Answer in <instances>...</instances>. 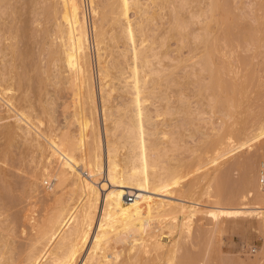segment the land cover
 <instances>
[{
	"label": "bare ground",
	"instance_id": "1",
	"mask_svg": "<svg viewBox=\"0 0 264 264\" xmlns=\"http://www.w3.org/2000/svg\"><path fill=\"white\" fill-rule=\"evenodd\" d=\"M223 1L0 0V264H206L205 258L194 262L180 256L182 241L171 240L180 233L191 236L196 217H206L218 228L226 217L253 216L264 229V143L258 145L264 139L263 110L259 105V109L248 105L243 110L254 107L262 114L258 118L263 121L253 122L257 125L250 129L256 111L252 108L251 116V111L243 112L252 121L239 116L242 106L236 116L238 96L231 97L233 90L216 92L221 74L217 67L219 76H215V66L223 61L218 47L225 40H237L235 44L242 39L241 46L246 42L258 50L259 44L264 45L260 43L264 28L258 25L264 23H256L264 19V6L253 0L246 11L244 0H237L241 5L226 0L225 7ZM229 4L237 6L240 14L252 11L254 20L249 17L252 13L244 11L236 16L237 8ZM223 11L230 21L224 19ZM240 20L252 24L241 31L237 28ZM219 21L224 23L219 26ZM217 24L224 41L216 32ZM223 25L235 28V33ZM236 28L241 32L237 39L232 37L237 35ZM39 36L35 62L28 45ZM173 40L177 42L174 49ZM217 40L223 41L220 46ZM234 44L228 42L227 51L224 47L221 51L228 52ZM183 48H190L187 56L183 52L185 57L181 56ZM180 66L184 71L178 77ZM232 66L233 75L237 65ZM248 71L247 76L253 73ZM33 82L36 96L31 94ZM185 86L195 91L188 92ZM217 114L221 115L220 128ZM236 117L244 118L242 124ZM207 125L211 133L205 131ZM237 128L244 134L248 130V136L241 137ZM252 141L258 142V150L239 162L243 176L234 188L216 179V187L209 183L202 193L196 189L198 184L195 188V184L182 183L185 152L199 162L197 171L206 163H223L239 153L240 147L255 148ZM14 149L21 151V169L25 164L32 167L28 198L40 197L45 203L42 214H37L34 204L26 210L20 231L28 242L19 251L17 224L10 211L13 185L7 173ZM184 187L195 191V196ZM152 194L178 196L181 202ZM205 204L232 210H210ZM213 227L209 229L213 234L208 231L209 242L215 235ZM261 260L264 246L251 261L261 264Z\"/></svg>",
	"mask_w": 264,
	"mask_h": 264
},
{
	"label": "rangeland",
	"instance_id": "2",
	"mask_svg": "<svg viewBox=\"0 0 264 264\" xmlns=\"http://www.w3.org/2000/svg\"><path fill=\"white\" fill-rule=\"evenodd\" d=\"M226 0H224L222 3L224 4V6L223 7H225L226 5V2H225ZM228 1V0H227ZM233 1H235V0H233ZM238 1H240V0H238ZM237 0H236V3L238 2ZM242 1V0H241ZM240 1V2H241ZM250 1H251V3L253 4V2H255V1H253V0H244V3L245 4H248V6H246V11H248V10H250L251 9V7L250 6H252V4H250V6H249V3H250ZM253 1V2H252ZM258 1V2H257ZM263 2H264V0H262ZM262 1L261 0H256V2L258 3V6H259V4L260 5H262V6H264L263 4L264 3H262ZM229 2V1H228ZM232 1H230V4H232L231 3ZM243 2V1H242ZM261 2V3H260ZM239 3V2H238ZM234 4V5H241V4H243V3H239V4ZM229 4V8H231L230 5ZM244 4V5H245ZM234 5H232V6H234ZM244 5H243V7H241V8H243V9H245V7H244ZM228 7H226V9L228 8ZM236 8H237V6H235ZM235 7L233 8H231V9H235ZM239 7V6H238ZM250 7V9H248V8ZM260 8H261V6H259ZM228 8V9H229ZM240 8V7H239ZM224 9V8H223ZM226 9H224V10H226ZM228 9L226 10L227 12H228ZM236 10H238V8L237 9H235V12L234 11H230V9H229V11L231 12V14L233 15V12L235 13V15L236 16H239V15H242V14H244L243 13V11L245 12V10H243L242 11V13L240 14L239 13V10L238 11H236ZM224 12V11H223ZM222 12V14H224L225 16H224V19H226V18H228V16L226 15V13L224 12L223 13ZM240 12H241V10H240ZM229 13V12H228ZM227 13V14H228ZM249 13H252V11H249ZM249 13H247V12H245V14H248L249 15ZM132 14H134V13H132ZM222 14H220L221 16H222ZM237 14H239V15H237ZM132 16V15H131ZM133 16H135V15H133ZM132 16V17H133ZM252 16V17H251ZM254 14L252 13V14H250V16L249 17H251V19H253L254 17ZM242 17V16H241ZM134 18V17H133ZM222 18V20L221 21H223V17H221ZM220 19V18H219ZM229 19V21H230V18H228ZM227 19V20H228ZM245 19H249L248 17H246ZM250 19V20H251ZM226 20V22H225V20H224V22H221L220 23V21H219V26H221L222 25V23H224V24H229V22ZM249 20V21H250ZM254 20V19H253ZM253 20H252V22H253ZM243 22H244V24L243 23H241V20H240V24L238 23V25H239V27H238V25H237V28L238 29H244L246 26H249L250 25V23H251V21L249 22L248 20H247V22L245 23V20H242ZM260 21H263V23H264V19L263 20H259V22H257L256 21V23L258 24V23H260ZM249 22V23H248ZM254 24H255V22H253ZM249 24V25H248ZM252 24V23H251ZM257 24L255 25V26H257ZM258 25H262V28H264V25L262 24V23H260V24H258ZM218 26V24H217V27L216 28H218V30L216 31V32H219V37H220V39L221 40H223L224 39V37L222 36L221 37V33H220V28L221 27H219ZM231 26H228V28L229 29H231L230 28ZM250 27H252V25L250 26ZM253 27H254V25H253ZM258 27V26H257ZM222 28H225V30L228 32H230V31H232L233 33H235V28H233L234 30H229L228 28H226V25H223L222 26ZM237 28H236V31H237ZM254 28H256V27H254ZM223 29H221V31H222ZM225 30H223V33L224 32H226ZM240 30H239V32L237 31V35H235V36H232V34L233 33H230L231 35H230V37L232 36V37H235V39H237L236 38V36H238V38L240 37V34L238 35V33H241L240 32ZM241 30V31H242ZM261 30H263V29H261ZM261 33H263L264 34V30H263V32H261ZM216 34H218V33H216ZM234 35V34H233ZM259 35V34H258ZM218 37V36H217ZM230 37H229V39L228 40H230ZM231 37V38H232ZM259 37H260V35H259ZM259 37L258 38H256L255 40H257V42H255V46L256 45H258L257 43H259ZM261 37H262V34H261ZM40 36L37 38V40L35 39V40H32V41H30L29 40V47H30V49H31V53L34 55V58H33V60L35 59V62H36V60H37V57H38V54H39V49H40ZM233 39V38H232ZM241 39V38H240ZM259 39V40H258ZM221 40H219V42H218V40H217V45H218V43L219 44H221V42H223V41H221ZM263 40H264V37H263ZM263 40H260V43H261V41L263 42V44H264V41ZM221 41V42H220ZM227 40H225L223 43H222V46H220V45H218V46H220V47H218V48H220L219 50H220V55L222 56V58H221V56H220V60H223V61H219L220 63L222 62L223 64H227V66H228V68L229 69H227L226 70V72H228V73H230V74H227L226 72H225V67L227 68V66L226 65H221L219 62H218V64H220L222 67L224 66V68H222V67H219V65L217 66H215V69H216V67L219 69H216L215 70V74L218 72V73H221V74H223V72H222V70L224 71V75H221V74H216L215 76L217 77V75L219 76L216 80H218L219 78V83H218V86L216 87V88H218L217 89V91L216 92H218V90H220L219 91V93L221 92H226V93H228L229 94V92H232V90H233V92L234 93H230V94H232V96L231 97H235L234 99H236V97H237V99H236V103L235 104H237L236 106L237 107H235L236 108V110H235V115L236 116H238L237 114H242L244 111L243 110H245V108H246V106H247V110H248V105L249 106H254V107H258V106H256V105H259V106H261V108L260 109H262V110H259V113L262 111L263 113L262 114H264V45H261V44H259L260 45V47H259V50H258V47L256 46V48H254L253 46L254 45H250V47H253V49L252 48H250V47H248V46H246L245 44H247L246 42H245V44H243L242 46L239 44V42L241 43V42H243L242 41V39H241V41L240 40H238L239 42L238 43H235L234 44V42L235 41H237V40H235L234 41V39L233 40H231V43H230V41H227V43H225ZM232 41H233V43H232ZM228 42H229V44H234L233 46V48L235 49L234 51H233V48L231 49V47H230V45H229V47H230V49H229V47H228V52H225V51H227V49H225V48H227V45H228ZM176 44H177V42L175 41V40H173V42H171V45H172V49H174V47L176 46ZM225 44H227L225 47H224V45ZM241 46H239V45ZM242 44V43H241ZM175 45V46H174ZM245 45V46H244ZM263 46V47H262ZM189 47V46H188ZM221 47H224V49L223 50H225L224 52L223 51H221L222 49H221ZM238 47V48H237ZM250 48V50H248V49H246V48ZM262 47V48H261ZM176 48V47H175ZM188 49H190V48H187V49H185V48H183V51H182V54H181V56H183V57H185V55L184 54H186V56H187V54H189V50ZM255 49H257V51L255 50ZM38 50V51H37ZM187 50V51H186ZM230 50H232L233 52H230L229 53V51ZM238 50V51H237ZM189 51V52H188ZM237 51V52H236ZM183 52H184V54H183ZM222 52L225 54L226 53V57L229 59L228 61H227V58L226 57H224L225 55H223L222 54ZM227 53H229L228 55H227ZM235 53V54H234ZM261 53V54H260ZM175 54V53H174ZM231 54V55H230ZM256 54V57L254 56ZM172 56H174V55H172ZM236 56V57H235ZM254 56V57H253ZM246 58H248V59H246ZM226 59V60H225ZM236 59H238V60H236ZM243 59V60H245V61H243L242 63H239L240 65L241 64H243L242 66H240L239 64H238V62H240L241 60ZM236 60V61H235ZM167 61V60H166ZM251 61V62H250ZM225 62H228V63H230V62H232L233 64H230V65H228V63H225ZM251 63V67H249L250 66V63ZM190 63V67H191V64H193V63H191V62H189ZM249 66H248V65ZM195 65V64H194ZM193 65V66H194ZM232 65H237L236 66V70L234 71V73H233V75L235 76V77H233V75L231 74V72H230V70H232L234 67L232 66ZM248 66V67H247ZM233 67V68H232ZM242 67V68H241ZM245 67V68H244ZM253 67V68H252ZM180 68H181V66H180ZM183 68V67H182ZM182 68H181V70H176L178 73H180V75H177L178 77H180L181 76V74L183 73V72H181V71H184V70H182ZM196 68H199V67H196ZM232 68V69H231ZM237 68H238V72L241 74V75H239V73L237 72ZM189 69V68H188ZM187 69V70H188ZM192 69V68H191ZM220 69H222V70H220ZM240 69V70H239ZM245 69V70H244ZM250 69V72H251V70L253 71V73L252 74H254L253 76L254 77H256V78H253V76H252V74H248L249 76H252V78L254 79V80H251L250 79V77L249 76H247V71ZM190 70V69H189ZM188 70V71H189ZM218 70V71H217ZM234 70V69H233ZM243 70V71H242ZM175 71V73L176 74H178L177 72ZM191 71V70H190ZM217 71V72H216ZM220 71V72H219ZM245 71H246V73H245ZM254 71H255V73H254ZM249 72V71H248ZM256 72H257V74H256ZM34 72H31V74L34 76L35 75V73L33 74ZM183 75V74H182ZM237 76V77H236ZM246 77V80H245V78L244 77ZM240 79H239V78ZM241 77H243V79L241 78ZM234 78H236V79H234ZM259 79V80H256L255 81V79ZM223 79V80H222ZM208 81H209V79H208ZM207 80H206V83L208 82ZM225 81V82H224ZM242 81H245L246 83L243 85L242 84ZM220 82H222V83H220ZM224 82V83H223ZM241 82V83H240ZM256 83V84H253V83ZM260 82V83H259ZM234 83H236L237 85H239V86H234V85H236V84H234ZM221 84V85H220ZM253 84V85H252ZM227 85H229V86H227ZM254 85H256L255 87H253ZM33 89H31V94L33 95V96H36L37 95V92H38V89H37V87H36V84L33 82ZM194 86V85H193ZM192 86V87H193ZM246 87V89H243V88H245ZM252 86V87H251ZM191 86H189V87H183L184 89H186V90H188V92H190L189 90H191V93H193V91H195V89L194 88H192ZM195 87V86H194ZM236 87V88H235ZM242 87V88H241ZM249 87V88H248ZM190 88V89H189ZM220 88V89H219ZM192 89H194L193 91H192ZM236 89V90H235ZM237 89H241L240 91L239 90H237ZM65 92H62L61 94H63V95H61L62 96V98L63 97H65L66 96V94H64ZM242 93V94H241ZM234 95V96H233ZM262 95V96H261ZM262 98V99H261ZM242 100V101H241ZM60 101H61V99H60ZM248 101H249V103H248ZM243 104H242V103ZM242 104V105H241ZM240 106H242L241 108H240ZM254 107H252L251 109H252V111H256V110H254ZM263 107V108H262ZM239 108L241 109V111L239 110ZM240 111V113H239V111ZM251 109H249L250 111H251ZM257 109V108H256ZM258 109H259V107H258ZM245 111V112H250V111ZM252 111L250 112V114H248L249 116H251V113H252ZM244 112V113H245ZM258 112V110L256 111V112H254V113H252V118L251 119H254L253 121L250 119V117L248 116V115H245L244 113L241 115H239L240 117H246V116H248V120L247 121H249V120H251L250 122V124L251 125H248L247 124V121L245 120V122L243 123V124H247L248 126H249V128L250 129H252V127H255L257 124H253V122L254 123H256L257 121H259V119L261 118V115L260 114H258L257 113ZM256 116H254V115ZM56 115H57V117H58V122H61V121H63V116H62V114H61V108L58 106L57 107V112H56ZM260 115V116H259ZM253 116L255 117V118H258V117H260V118H258V120H255V118H253ZM236 119H237V117H236ZM238 119H239V117H238ZM237 119V120H238ZM242 119V118H241ZM241 119H239L240 120V123L241 122H243V120H244V118H243V120L241 121ZM246 119V118H245ZM221 120V115H219V114H217V116H216V118H215V121H216V123H217V125H218V127L220 128V127H222L220 124V121ZM238 120V121H239ZM263 120H264V115H263ZM262 119L259 121V122H261V121H263ZM258 122V123H259ZM232 123V122H231ZM249 123V122H248ZM242 124V123H241ZM204 125H206V124H204ZM239 125V127H242V126H240V124H238ZM246 125V126H247ZM255 125V126H254ZM247 126V127H248ZM205 127V126H204ZM236 127H238V126H236ZM244 127V126H243ZM242 127V128H243ZM206 128H210V127H208V125H207V127H205V131H207L206 130ZM242 128H240V129H242ZM249 128H247V129H249ZM238 129V128H237ZM243 129H246V127L245 128H243ZM242 129V130H243ZM239 130V129H238ZM242 130L240 131V132H242ZM244 131V130H243ZM211 133L210 132V130H208L207 131V133ZM243 133V132H242ZM244 133H245V131H244ZM243 133V135L241 134V137L242 136H244V138H245V136L247 137L248 135V130H247V132H246V134H244ZM243 139V138H242ZM0 141H2V140H0ZM186 141H189L188 143H192V140H190V139H188V140H186ZM253 142V145L252 146H255V144H256V146H255V148L254 147H252L251 149H249L250 148V146H247V147H249V148H245V147H240V150H237L239 153H236L235 154V152L233 153L234 154V156L233 155H231L232 156V158H231V160H228V161H226L225 162V160L226 159H228L229 157H231V156H229V157H227V158H225L224 160H223V163H221L220 161H218V162H210L209 164L208 163H206V165H204V166H198V167H202L201 169L199 168V170H198V168H197V171L195 170V167H196V165L197 164H199V162L196 160V158L193 156V154H190L189 152H185L182 156V158L184 159V160H186V168H185V177L182 179V183H184V184H186V186L188 185H191V184H198L199 185V188H196V184L193 186V187H195L198 191H200V192H202V193H204L205 191H206V188H207V186L209 185V183H211L212 184V182H214L212 185H213V187H216V185L215 184H217L216 183V179H217V181H218V183L220 182V181H222L221 183H222V185L224 186L226 183H227V186H229L230 188H234L235 187V185L237 186L238 184H239V182L241 181V179H242V176H243V172H242V170H240V167H237V166H240L239 165V162L242 160L243 161V159H245V157H246V159L247 158H249V156H250V154H249V152H253V151H257L258 149H257V147H258V145H262V143H264V139H262V140H259L258 142L257 141H252ZM255 142V143H254ZM249 143H251V142H249ZM248 143V144H249ZM257 143H258V145H257ZM252 144V143H251ZM246 151V152H245ZM19 152H21L20 150L18 151L17 149L15 150L14 149V154H15V156H14V159H10L9 160V162H10V166H8V168H7V173L8 174H11V175H8L9 177H10V180H11V183H12V189H11V191H10V193H11V202H10V211H11V215H13L14 217H15V221H16V224H17V226H16V237H15V246H16V251H19L22 247H24L26 244H27V240H28V236L27 235H25V236H23L24 234H22L21 235V227L24 225L23 223H24V219H23V216H24V214L25 213H27L26 212V210L30 207V206H32L33 204L34 205H36V211H37V214L39 213V214H42V213H44V209H45V203L43 202V200L40 198V197H38V198H36V197H33V198H31V199H29L28 198V186H27V184H28V180H29V177H30V173H31V171H32V167L31 166H27L26 164H25V167H23L24 168V170H25V172H23L24 170L23 169H21L22 167L20 166V162H18V156H19ZM241 153V154H240ZM243 155V156H242ZM209 158V156L207 155V156H205V158H204V163L207 161V159ZM242 158V159H241ZM230 159V158H229ZM203 162L201 163L200 162V164H203ZM213 163V164H212ZM1 166H2V164H0ZM0 166V167H1ZM220 166V167H219ZM31 167V168H30ZM213 167H216V168H213ZM9 169V170H8ZM216 169V170H215ZM242 169V168H241ZM217 170H218V172H217ZM229 170V171H228ZM21 171V172H20ZM30 171V172H29ZM194 171H196V174H195V172ZM20 172V173H19ZM27 173V174H26ZM191 173H193V174H191ZM26 174V175H25ZM194 175H196L195 176V178H194ZM203 175V176H202ZM213 175H214V177H213ZM29 176V177H28ZM230 176V177H229ZM232 176V177H231ZM204 178V180H202L203 178ZM217 177V178H216ZM192 178H194V179H198V180H194V179H192ZM190 180V184L188 183L187 184V182ZM187 181V182H186ZM203 181V182H202ZM224 181V182H223ZM191 186V188L194 190V188ZM226 186V187H227ZM190 187V186H189ZM189 187H184V188H188L187 190H190V188ZM198 187V186H197ZM42 186H39V191L41 190V192H39L40 194H39V196H42L44 193H42ZM228 188V187H227ZM227 188H225L226 190H227ZM215 189V188H214ZM229 189V188H228ZM197 190H196V193H197V195H198V192H197ZM235 190V189H234ZM227 191H233V190H231V189H229V190H227ZM20 194H19V193ZM190 192H191V190H190ZM190 192H188V193H190ZM195 192V191H194ZM193 191L191 192V194L193 195L194 194V196H195V193H194ZM200 194V193H199ZM21 196V197H20ZM127 196H128V194H127ZM152 196H154V197H157V198H161V199H165V200H168V201H173V202H181V200L179 199V198H175V196H168V195H163V194H152ZM197 197H200V195L199 196H197ZM128 198V197H127ZM132 199V198H131ZM204 200H206V198L204 197L203 198ZM27 200V201H26ZM35 200V201H34ZM22 202V203H21ZM29 202V203H28ZM31 203V204H30ZM26 205H28V206H26ZM205 206V208H208V209H210V210H214V209H216V210H228V211H230V210H232V209H230V208H227V209H220V207H217V206H212L211 204H205L204 205ZM19 208V209H18ZM233 209H234V207H233ZM236 209H238V208H236ZM245 217H247V216H245ZM245 217H239V218H232V217H229V218H225V219H223L222 220V222H219L221 225H219L218 226V228H217V225L215 226V227H213V224H212V221H210L209 219H207L206 217H203V216H198V217H196L195 218V222H194V224H193V230H192V234H191V236H186V234L185 233H180V234H178V235H174L173 237H171V240H172V238H178V239H180L181 241H182V243H183V249L181 250V252H180V256H189V257H191V260L193 259L194 260V262L195 261H197V259L199 260V259H201V258H205L206 259V264H259L258 262H256V263H254V262H252L251 260L253 259V258H255V256L257 255V253H259V251H261L262 250V247L264 246V232H262V231H264V229H261L262 227H261V225L259 224L260 222H259V220H256L257 218L255 217V218H253L254 220H252L251 218L253 217V216H251V218H250V216H249V218H250V220H246V219H249V218H245ZM199 218V219H198ZM201 218V219H200ZM202 222V223H201ZM200 223V224H199ZM218 223V224H219ZM214 228L216 231H215V235H212L213 237H211L212 239H210V242L208 241V237H209V234H213V232H214V230L211 232L209 229H211V228ZM221 227V228H220ZM261 227V228H260ZM217 228V229H216ZM212 230V229H211ZM219 230H222V231H220V233H218L217 231H219ZM208 231H210V232H208ZM217 232V233H216ZM185 234V235H184ZM21 235V236H20ZM181 235H182V237H181ZM211 236V235H210ZM23 237V238H22ZM188 237V238H187ZM186 238V239H185ZM207 238V239H206ZM185 239V240H184ZM205 239V240H204ZM167 241V242H169V240H170V238L169 237H167V236H165L164 237V241ZM184 240V241H183ZM187 240V241H186ZM204 241V242H203ZM212 241V242H211ZM207 242H209L210 243V245H209V243H206ZM17 244V245H16ZM195 244V245H194ZM204 244V245H203ZM184 245H185V247H184ZM199 247H198V246ZM207 245V246H206ZM197 247V248H196ZM209 247H210V249H209ZM196 248V249H195ZM205 248H207V250L205 249ZM209 250V251H208ZM206 252L208 253V254H206ZM204 253V255L206 254V257L204 256V255H202ZM204 256V257H203ZM261 264H264V260H261Z\"/></svg>",
	"mask_w": 264,
	"mask_h": 264
},
{
	"label": "built area",
	"instance_id": "3",
	"mask_svg": "<svg viewBox=\"0 0 264 264\" xmlns=\"http://www.w3.org/2000/svg\"><path fill=\"white\" fill-rule=\"evenodd\" d=\"M127 197L129 198V200L132 198V196H131V195H128Z\"/></svg>",
	"mask_w": 264,
	"mask_h": 264
}]
</instances>
